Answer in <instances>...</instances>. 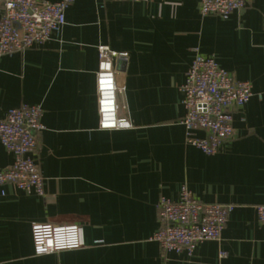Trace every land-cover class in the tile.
<instances>
[{"label": "crops", "instance_id": "obj_1", "mask_svg": "<svg viewBox=\"0 0 264 264\" xmlns=\"http://www.w3.org/2000/svg\"><path fill=\"white\" fill-rule=\"evenodd\" d=\"M198 3L74 0L56 38L0 56V119L40 105L45 128L32 153L44 196L8 185L0 197V264H264L254 209L264 205V0L227 19L201 17ZM99 46L126 54L114 70L116 118L127 129H100ZM195 49L252 86L232 113V138L213 156L188 145L180 124V87ZM11 163L0 144V168ZM182 185L203 203L235 205L220 240L190 257L150 240L159 198L175 201ZM34 224L77 225L81 247L36 255Z\"/></svg>", "mask_w": 264, "mask_h": 264}, {"label": "built area", "instance_id": "obj_2", "mask_svg": "<svg viewBox=\"0 0 264 264\" xmlns=\"http://www.w3.org/2000/svg\"><path fill=\"white\" fill-rule=\"evenodd\" d=\"M121 1V0H112ZM138 2L140 0H125ZM74 0H0V56L42 46L56 38L65 25V12ZM252 0H199L201 17L227 19L235 11L244 10ZM96 73L97 104L100 129H127L125 120L116 118L117 94L114 61L126 58L107 46H99ZM184 116L180 124L186 131V143L206 156L216 155L223 143L232 138V113L252 98V86L237 81L220 69L214 57H205L194 50L184 83L180 87ZM40 105H20L7 111L0 119V144L12 156L7 168H0V197L4 187L44 196V179L32 157L37 136L44 131ZM196 131L205 133L197 138ZM232 204L203 203L186 185H182L175 201L160 197L157 203L158 229L151 241L162 252L186 253L190 257L197 245L219 241ZM259 223L264 226V205L254 207ZM77 225H40L31 227V239L36 255H48L81 247ZM221 258L226 253H220Z\"/></svg>", "mask_w": 264, "mask_h": 264}]
</instances>
